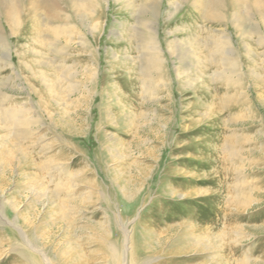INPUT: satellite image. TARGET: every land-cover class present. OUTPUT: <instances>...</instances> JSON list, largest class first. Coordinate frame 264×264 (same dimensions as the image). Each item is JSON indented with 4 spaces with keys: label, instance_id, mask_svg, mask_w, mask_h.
<instances>
[{
    "label": "rangeland",
    "instance_id": "rangeland-1",
    "mask_svg": "<svg viewBox=\"0 0 264 264\" xmlns=\"http://www.w3.org/2000/svg\"><path fill=\"white\" fill-rule=\"evenodd\" d=\"M2 1L0 264H264V0Z\"/></svg>",
    "mask_w": 264,
    "mask_h": 264
},
{
    "label": "bare ground",
    "instance_id": "bare-ground-1",
    "mask_svg": "<svg viewBox=\"0 0 264 264\" xmlns=\"http://www.w3.org/2000/svg\"><path fill=\"white\" fill-rule=\"evenodd\" d=\"M253 1V0H252ZM2 3L4 5L9 3V8L12 9V11H9L10 14L8 15L9 20H12L13 24L15 23L14 20L16 21V19H19V17H21V14L18 13V8H16L15 6L12 7V0H4L2 1ZM21 3V2H20ZM217 6V2L216 4H214L213 8ZM211 11V10H210ZM30 12V10H29ZM7 12H4V14H6ZM27 13V11L25 12V14ZM31 13V12H30ZM31 19V18H30ZM24 20V18H23ZM19 23H21L20 20H18ZM123 22H120L118 24V26H121ZM30 25L28 26L29 28V33L32 32L33 30V21H31L29 23ZM143 40V44H142V48L144 49V53H145V59H146V66L144 68V74L147 75L148 77L151 76L150 80L148 82H145L146 85V90L148 89V91L150 90H154V83H155V77H152L151 72H153L154 70H156L157 73L159 74H164V72L162 70H164V64H165V58L162 54V51L160 49L158 40L154 39V37H142ZM224 40V38H223ZM181 46V45H180ZM168 47L169 50L171 51V53H177L174 52V46L172 44L171 41H168ZM180 51L179 53L184 54L185 50L183 48H179ZM184 52V53H183ZM8 53V52H7ZM22 53V52H21ZM206 55H204V57L208 58L210 57L209 61H208V69H212L214 68V76L211 75V79L212 81H219L220 83H224V81L226 80V75H224V71H223V65H224V41H216L214 43L213 46V52H205ZM185 55V54H184ZM8 56V55H7ZM23 56V55H22ZM20 56V65L24 66V61H23V57ZM25 57H28L25 56ZM25 59V58H24ZM93 62H94V54H91V58H90ZM26 63V62H25ZM95 63V62H94ZM97 64V63H96ZM95 64V65H96ZM116 64V63H115ZM186 68V64L183 65ZM198 67H204V58H202V60L198 61ZM96 80V71L94 70L93 74ZM177 78L179 79L180 84H182V74L178 73L177 74ZM104 79V77H103ZM94 80V81H95ZM93 81V80H92ZM187 82L190 84L191 81L188 79ZM97 83V81H96ZM107 83V81L104 79L102 81V85L101 88L103 86H105ZM104 89V88H102ZM103 92H101L102 95ZM210 105H208L207 103L205 104V108L207 109ZM193 109V108H192ZM193 113V111L191 112ZM22 110H18L15 108L12 109H8L5 110L1 116V126H0V130L4 131V132H10L11 130H13L14 127H16L19 123L22 122L23 118H22ZM62 119V118H61ZM60 119V121H61ZM191 119H193V117H191ZM29 121V120H28ZM62 127V129H64L65 125H60ZM64 131V130H62ZM255 148H253L254 150ZM261 149H263L262 151H264V146L261 147ZM256 150V149H255ZM254 150V151H255ZM28 163V162H27ZM237 192V190L235 191ZM240 197H242V192L239 193ZM236 197V195H235ZM238 199V197L236 198ZM200 230L195 226V227H191L187 230V232L193 236L194 240H198L200 241V249L202 251L206 250L208 248V241H209V227L203 225V226H199ZM199 244V243H198ZM198 246V245H197ZM195 248H196V244H195Z\"/></svg>",
    "mask_w": 264,
    "mask_h": 264
}]
</instances>
